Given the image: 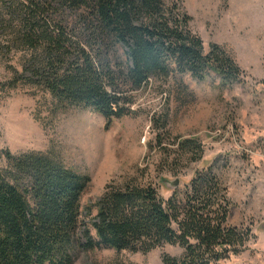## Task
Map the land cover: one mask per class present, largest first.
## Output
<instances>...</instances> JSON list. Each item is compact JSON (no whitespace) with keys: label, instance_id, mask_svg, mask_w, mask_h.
I'll list each match as a JSON object with an SVG mask.
<instances>
[{"label":"trees","instance_id":"16d2710c","mask_svg":"<svg viewBox=\"0 0 264 264\" xmlns=\"http://www.w3.org/2000/svg\"><path fill=\"white\" fill-rule=\"evenodd\" d=\"M0 7V30L31 54L23 79L46 89L59 109L90 108L108 127L135 114L133 92L152 80L189 73L203 81L214 73L229 86L240 78L219 47L205 52L176 0H0ZM181 149L188 161L202 159L195 141ZM4 157L0 264H75L82 250L149 253L167 244L184 253L165 255L162 264H227L252 239L229 223L232 202L213 165L183 190L177 179L169 199L160 185L110 186L87 210L88 218L96 210L88 223L81 201L88 176L50 154Z\"/></svg>","mask_w":264,"mask_h":264},{"label":"rangeland","instance_id":"374dc122","mask_svg":"<svg viewBox=\"0 0 264 264\" xmlns=\"http://www.w3.org/2000/svg\"><path fill=\"white\" fill-rule=\"evenodd\" d=\"M176 1L205 52L219 47L233 59L238 82L223 85L214 73L203 81L189 73L152 80L133 92L135 114L108 127L92 109H59L46 89L28 84L23 68L31 54L1 29L0 165H7L6 151L16 157L35 152L88 176L81 199L88 223L96 210L91 218L87 210L110 186L160 185V196L169 199L177 179L183 190L197 171L213 165L232 202L229 223L252 234L227 264H264V0ZM190 140L200 144L201 160L183 156L181 144ZM183 253L168 244L149 253L82 250L75 264H162L165 255Z\"/></svg>","mask_w":264,"mask_h":264}]
</instances>
